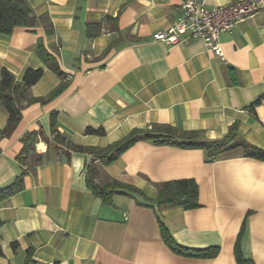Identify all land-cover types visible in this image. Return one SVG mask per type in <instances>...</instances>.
I'll list each match as a JSON object with an SVG mask.
<instances>
[{"label": "crops", "instance_id": "crops-1", "mask_svg": "<svg viewBox=\"0 0 264 264\" xmlns=\"http://www.w3.org/2000/svg\"><path fill=\"white\" fill-rule=\"evenodd\" d=\"M26 1L36 15L49 16L54 35L46 37L42 27L0 35V73L6 69L21 82L26 69L41 68L26 99L46 97L60 80L36 56L41 38L67 86L43 104H25L13 133L0 139V190L22 172L17 156L26 133L50 143L38 136L35 151L47 161L23 176L20 192L0 200V264H24L28 249L36 264H236L237 241L246 258L264 264V161L242 147L209 161L201 148L141 140L102 171L142 194L124 192L105 203L86 184V168L97 161L56 151L49 126L55 112L70 142L102 148L153 125L198 131L207 141L235 125L239 141L264 152V98L254 104L264 96V10L221 34L218 58L201 39L152 40L179 17L183 0ZM237 1L204 0L207 7ZM7 117L0 105V129ZM88 128L105 135H88ZM177 180L196 183V208L154 203L156 185ZM158 219L178 246L217 247L218 255L175 253Z\"/></svg>", "mask_w": 264, "mask_h": 264}, {"label": "trees", "instance_id": "trees-1", "mask_svg": "<svg viewBox=\"0 0 264 264\" xmlns=\"http://www.w3.org/2000/svg\"><path fill=\"white\" fill-rule=\"evenodd\" d=\"M36 27H42L46 37L54 35V27L49 16L47 14L36 15L26 0H0V35L7 36L15 28H25L32 31ZM36 56L48 70L59 78L60 83L44 98L26 99L27 91L39 81L43 75V70L41 68H28L25 70L21 82H17L9 71L2 69L0 73V105L7 111L8 117L5 127L0 129V139L9 137L13 133L21 120V110L25 104L31 102H40L43 104L57 97L67 86V75L61 70L56 54L50 52L45 47L44 41L41 38L36 43ZM263 98L264 96L254 104L260 103ZM49 126L52 142L55 144L56 151H61L65 154L68 152L89 154L93 160L97 161V164L92 162L86 168V184L91 193L105 203H110L114 195L123 194L124 192L137 195L142 194L137 188L131 185L103 176L102 171L104 166L116 161L123 152L141 140L168 143L183 148H201L205 150L207 160L209 161L218 158L233 148L242 147L246 156L264 161L263 151L239 141L235 125L231 126L228 133L217 141L205 140L198 131H183L168 125H153L149 130L133 129L122 139L102 148L80 146L70 142L59 133L55 112L49 116ZM85 133L96 136L105 135L103 128H88ZM38 136H42V139L50 146L49 139L41 134L26 133L22 137V149L17 156V161L21 165L22 172L11 185L0 190V200L20 192L23 188V176L27 173L35 174L37 167L47 161V156L35 151V143L37 142ZM60 146L65 148V151L60 149ZM156 192L154 203L158 208L163 206H180L184 209H194L198 206V188L193 180H177L158 184L156 185ZM158 222L164 242L175 253L203 259H212L218 255L219 249L217 247L192 250L178 246L170 237L162 221L158 219ZM243 233L244 225L241 228L239 237ZM17 245L15 242L11 244V247L14 248ZM0 256H2L1 248ZM234 257L236 264H254L253 261L244 256L238 241L234 247ZM24 264H36L32 259L31 249L26 251Z\"/></svg>", "mask_w": 264, "mask_h": 264}, {"label": "built area", "instance_id": "built-area-1", "mask_svg": "<svg viewBox=\"0 0 264 264\" xmlns=\"http://www.w3.org/2000/svg\"><path fill=\"white\" fill-rule=\"evenodd\" d=\"M261 10L264 0H239L214 7H207L204 0H183L179 17L165 29L154 32L152 40L177 45L187 39H201L213 55L222 58L221 34L231 33Z\"/></svg>", "mask_w": 264, "mask_h": 264}]
</instances>
